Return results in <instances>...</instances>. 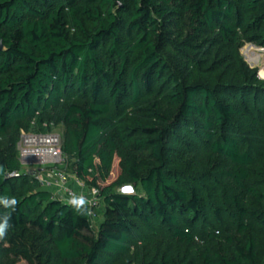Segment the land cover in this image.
I'll list each match as a JSON object with an SVG mask.
<instances>
[{"label": "trees", "instance_id": "trees-1", "mask_svg": "<svg viewBox=\"0 0 264 264\" xmlns=\"http://www.w3.org/2000/svg\"><path fill=\"white\" fill-rule=\"evenodd\" d=\"M0 43V264H264V0H0ZM56 128L101 210L22 170Z\"/></svg>", "mask_w": 264, "mask_h": 264}, {"label": "built area", "instance_id": "built-area-1", "mask_svg": "<svg viewBox=\"0 0 264 264\" xmlns=\"http://www.w3.org/2000/svg\"><path fill=\"white\" fill-rule=\"evenodd\" d=\"M61 136L55 133L37 134L22 133L18 144L19 160L23 168L37 170V179L43 189L53 192L54 197L66 204H73V199H83V204L92 208L98 203V190L92 189L91 193L96 201L90 203L70 186V175L62 169L65 158L62 154ZM27 172V171H26ZM80 181V180H79ZM82 188L85 184L80 182Z\"/></svg>", "mask_w": 264, "mask_h": 264}, {"label": "rangeland", "instance_id": "rangeland-1", "mask_svg": "<svg viewBox=\"0 0 264 264\" xmlns=\"http://www.w3.org/2000/svg\"><path fill=\"white\" fill-rule=\"evenodd\" d=\"M248 47H250V49H248ZM249 50L252 51L251 52L252 54H250ZM241 54L250 67L258 68L259 77L262 80H264V74H263L264 73V48L258 47L254 44H246L241 49ZM256 59L258 60V62L255 61ZM254 62H256V65L255 64L253 65ZM53 133L61 135V129L56 128V129H54ZM118 162H119L118 159H116L115 163L113 165V170H112V174H111L110 178L108 179V181L106 183H103L102 186L109 185L116 180V178L119 174ZM70 164H71V160H68V159L67 160L65 159V162L62 164L63 170H65L68 175H70V173H71L70 172ZM33 168L34 169H40L41 167L40 166H33ZM22 170L24 172H26L29 170V168H23ZM70 178H71L70 180H72V181L77 180L76 184L78 186H81L80 182L84 183L83 181H79V179L73 175H70ZM85 186H86L85 187L86 190H84L83 193H81L80 195H83L82 196L83 198H87L88 202L90 201V203L95 202L96 201L95 196L93 195V193L90 192V190H92V189H90L87 185H85ZM116 191L119 193H122V194H135L134 188L130 185L121 186V187L117 188ZM96 207L99 210L102 209V208H100L99 201H98ZM102 219H103V216H101V215L100 216H96V214L91 215L90 222H91V226H92L94 231L98 230L100 221ZM18 264H27V263L25 261H21V262H18Z\"/></svg>", "mask_w": 264, "mask_h": 264}, {"label": "clouds", "instance_id": "clouds-1", "mask_svg": "<svg viewBox=\"0 0 264 264\" xmlns=\"http://www.w3.org/2000/svg\"><path fill=\"white\" fill-rule=\"evenodd\" d=\"M30 170H35L34 168L33 169H29L27 171V173L29 174V171ZM37 171V170H35ZM3 203L5 204V206H8V205H14L16 203V201L13 199V200H4ZM72 203L77 205V206H80L84 203V200L83 199H73L72 200ZM9 227V224H8V218L5 217L4 219V222L3 223H0V236H3L5 234V231L6 229Z\"/></svg>", "mask_w": 264, "mask_h": 264}, {"label": "crops", "instance_id": "crops-1", "mask_svg": "<svg viewBox=\"0 0 264 264\" xmlns=\"http://www.w3.org/2000/svg\"><path fill=\"white\" fill-rule=\"evenodd\" d=\"M248 49H250V47H248ZM249 52H250V54H252V53H251V52H252L251 50H249ZM255 61L258 62L257 59H256ZM256 62H254L253 65H254V64L256 65ZM76 183H77V180H73V181L70 180V183H69V184H70L71 187L73 186L72 188H73L76 192H78L79 194L83 193V191L86 190V188H82L81 186H78Z\"/></svg>", "mask_w": 264, "mask_h": 264}, {"label": "water", "instance_id": "water-1", "mask_svg": "<svg viewBox=\"0 0 264 264\" xmlns=\"http://www.w3.org/2000/svg\"><path fill=\"white\" fill-rule=\"evenodd\" d=\"M2 49V44L0 43V50ZM29 174L30 175H33V176H36L37 175V171H35V170H30L29 171Z\"/></svg>", "mask_w": 264, "mask_h": 264}, {"label": "bare ground", "instance_id": "bare-ground-1", "mask_svg": "<svg viewBox=\"0 0 264 264\" xmlns=\"http://www.w3.org/2000/svg\"><path fill=\"white\" fill-rule=\"evenodd\" d=\"M262 73H263V72H262ZM262 73H261V74H262ZM263 74H264V73H263Z\"/></svg>", "mask_w": 264, "mask_h": 264}]
</instances>
